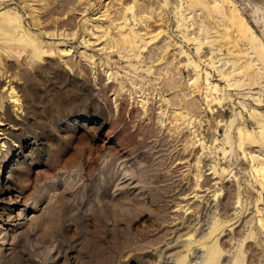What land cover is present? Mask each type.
Returning <instances> with one entry per match:
<instances>
[{
	"label": "rangeland",
	"instance_id": "374dc122",
	"mask_svg": "<svg viewBox=\"0 0 264 264\" xmlns=\"http://www.w3.org/2000/svg\"><path fill=\"white\" fill-rule=\"evenodd\" d=\"M8 9L54 53L0 51V264H204L189 235L215 220L220 264H264V0L224 5L252 43L220 38L195 0H0Z\"/></svg>",
	"mask_w": 264,
	"mask_h": 264
},
{
	"label": "bare ground",
	"instance_id": "6f19581e",
	"mask_svg": "<svg viewBox=\"0 0 264 264\" xmlns=\"http://www.w3.org/2000/svg\"><path fill=\"white\" fill-rule=\"evenodd\" d=\"M215 1L217 4L213 5L211 8L204 5L199 0H195V4L203 7L204 9L207 10L209 9V11L212 14H214L215 17L221 20L220 25H223L225 30L222 33H220V38H224L226 41L232 40L234 42H240V41H245L249 43L254 42L255 37L253 36L251 27L247 24L244 16L239 12H232L230 16H227V14L224 12V5L225 3L229 2V0H215ZM132 8L133 5H129L127 7V9H132ZM22 28H23L22 18L17 11L8 9L0 13V51L5 52L7 56L9 55L14 56L15 54H18L17 57L19 56L20 53L24 52L23 54H25V57L27 59L29 58V60L33 62L41 61L44 58L50 60L52 53H54L53 49L49 46L44 45L42 41H40L36 37V35H33L29 32L21 33ZM234 32H236L237 34L236 37L232 38V34ZM120 42L130 47L131 50H134L137 47L134 39L128 35H123V37L120 39ZM263 50L264 49L262 48L261 44L255 46L257 57L259 60H261L264 69ZM0 65H4V62H2L1 52H0ZM252 68L253 65L251 63L245 68L247 71V77H250L251 80H252V75H251ZM253 79L254 82L257 81L256 78ZM18 85L14 82L13 83L11 82L9 84L10 97L16 103V111L19 108L21 109V104H23L21 103V98L20 95L18 94L20 90L18 88ZM248 136H249L248 134H246L242 130H239V147L243 146L244 140ZM260 137L261 139H264V129ZM5 142L6 141L2 142L1 147L3 145L5 146ZM259 170L262 172L264 177V167H260ZM221 227H222L221 223L215 220L210 226L209 233H207L206 236L203 237V239L201 238L197 240L196 236H194V233L189 235L190 240L187 245L188 247L189 245L195 242L196 244L200 245L203 249H205L206 253H205V258L203 260L204 264H220L221 257L226 253L224 249L225 248L224 245L222 243L219 244L218 239L214 243H212V241L216 238L217 234H219L218 232ZM186 256L187 255L182 256L179 261L183 262ZM242 256L243 253L239 252L234 257V260L233 259L232 260L236 263L237 262L239 263L240 261L238 259Z\"/></svg>",
	"mask_w": 264,
	"mask_h": 264
}]
</instances>
